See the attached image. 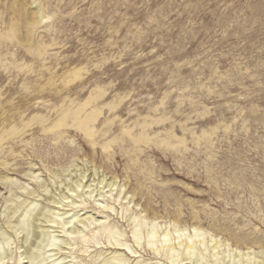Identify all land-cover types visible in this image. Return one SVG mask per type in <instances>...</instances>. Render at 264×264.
I'll return each mask as SVG.
<instances>
[{
    "label": "rangeland",
    "instance_id": "1",
    "mask_svg": "<svg viewBox=\"0 0 264 264\" xmlns=\"http://www.w3.org/2000/svg\"><path fill=\"white\" fill-rule=\"evenodd\" d=\"M15 196L61 214L43 264L262 255L264 0H0V264Z\"/></svg>",
    "mask_w": 264,
    "mask_h": 264
},
{
    "label": "bare ground",
    "instance_id": "2",
    "mask_svg": "<svg viewBox=\"0 0 264 264\" xmlns=\"http://www.w3.org/2000/svg\"><path fill=\"white\" fill-rule=\"evenodd\" d=\"M21 187L27 190L26 185L21 184ZM7 200L11 202V206L4 209V211L5 210L11 211V212L15 213L14 215L18 214L15 217L16 218L15 219L16 220L15 221V228L14 227L13 228L17 229L16 230L17 234L21 233V231L24 232L25 235H23V238L21 240H24L26 243H29L31 246V247L27 248V251H26V254H27L26 256L28 258L27 264H43L45 259H44V257H42L43 255L41 252V245L43 243L50 242V235H48V233L45 232V230H44L45 225H43V224L46 221L56 222V218L58 216H60L61 214L57 211L55 212L53 207H51L48 204H45L43 201H40V200H32V198H31V200H29L27 198H21L20 196H18V197L15 196L13 198L11 197V198H8ZM10 202H8V203H10ZM6 213H8V212H6ZM50 214H53V215L56 214L57 217L51 218ZM7 222L11 223V221H9V220H7ZM0 234L3 235V238H4L3 241L10 239L9 234H7L5 232V230L1 231ZM32 238H35L36 239L35 241L37 243H34V241H32ZM37 240L40 241L41 244H40V242L38 243ZM199 242H200V240H199ZM212 242L214 244V248H213L214 255L218 256V260L221 264H226V262H224L225 259L224 258L221 259V256H219V253H221V252H219V247H221L223 244L221 242H218V241H212ZM0 243H2V242H0ZM200 244H201V242H200ZM204 244H205V241L202 242V247H201L199 244L195 243L194 238H192L189 241L188 240L181 241L179 243V250H182V251H180V253L182 252L183 254H185V256L187 258L197 257L196 261L203 262V260L205 259L203 253L205 250H207V246H208V245L206 246ZM167 245H169V244H167ZM43 246H45V245H43ZM43 246H42V248H43ZM0 247H2V245ZM169 248H170V251L172 253L176 254V252L178 250V248L176 246H173V244H172L171 246H169ZM235 251H236V253H235ZM235 251H234V253L236 255V258H234V254H233L232 260L230 261L229 264H254V263L255 264H264V253L262 255L258 256V254H256V252L250 253V252H243V251H237V250H235ZM171 256H173V255H171ZM173 257H175V256H173ZM182 257H184V256H182ZM39 258H42V259L40 260ZM113 259H115L119 263L128 261V259L125 256L123 257L122 255L118 254V252L116 255L113 256ZM174 262H176V261H174ZM51 264H54V263H51Z\"/></svg>",
    "mask_w": 264,
    "mask_h": 264
}]
</instances>
